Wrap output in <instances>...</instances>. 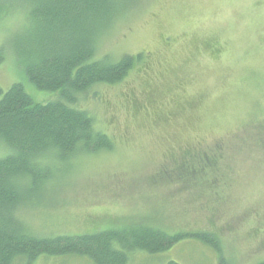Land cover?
<instances>
[{"label": "rangeland", "instance_id": "374dc122", "mask_svg": "<svg viewBox=\"0 0 264 264\" xmlns=\"http://www.w3.org/2000/svg\"><path fill=\"white\" fill-rule=\"evenodd\" d=\"M132 2L103 32L98 57L140 61L122 82L77 98L112 150H79L68 161L48 154L42 192L16 216L38 238L135 227L210 233L225 264L263 263L264 0ZM27 15L16 0H0V91L19 83L47 104L58 93L31 83L18 58L31 34ZM11 154L0 142V158ZM169 261L220 264L221 257L185 238L160 254L132 252L128 264ZM35 264L94 262L43 256Z\"/></svg>", "mask_w": 264, "mask_h": 264}, {"label": "trees", "instance_id": "16d2710c", "mask_svg": "<svg viewBox=\"0 0 264 264\" xmlns=\"http://www.w3.org/2000/svg\"><path fill=\"white\" fill-rule=\"evenodd\" d=\"M16 1L28 14L31 33L26 44L19 45L18 58L23 59L29 81L42 91L58 93V98L35 103L19 83L0 91V142L12 150L0 158V264H35L43 256H83L94 264H128L132 252L160 254L185 238L207 244L225 264L221 244L210 233L168 234L135 227L38 238L25 230L16 214L42 192L48 171L41 160L54 154L68 161L79 150L113 148L109 137L95 131L93 118L77 107V98L96 85L122 82L141 56L115 63L98 57L103 32L114 26L128 6L134 7V0ZM4 60L0 50V65Z\"/></svg>", "mask_w": 264, "mask_h": 264}]
</instances>
